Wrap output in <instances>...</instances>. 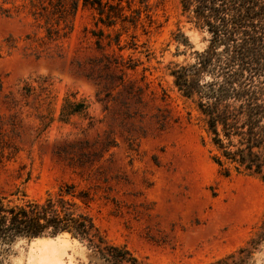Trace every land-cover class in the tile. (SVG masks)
I'll use <instances>...</instances> for the list:
<instances>
[{"label":"rangeland","instance_id":"374dc122","mask_svg":"<svg viewBox=\"0 0 264 264\" xmlns=\"http://www.w3.org/2000/svg\"><path fill=\"white\" fill-rule=\"evenodd\" d=\"M102 2L112 19L83 0H0V195L86 190L104 238L144 264H207L244 247L245 264H264V180L223 174L169 75L208 35L180 0ZM103 56L123 67L106 70ZM5 264L100 261L63 234L18 240Z\"/></svg>","mask_w":264,"mask_h":264},{"label":"trees","instance_id":"16d2710c","mask_svg":"<svg viewBox=\"0 0 264 264\" xmlns=\"http://www.w3.org/2000/svg\"><path fill=\"white\" fill-rule=\"evenodd\" d=\"M107 4L83 0L84 7L112 19L115 7L108 6L106 13ZM180 4L183 14L208 35V44L194 53L193 63L171 68L173 85L194 104L213 148L212 160L223 174H254L264 180V0H180ZM77 7L76 1L73 14ZM118 10L115 17L126 21ZM114 24L109 20L106 27ZM92 35L100 44L103 32ZM119 39L118 35L115 45L122 51ZM103 58L106 70L123 67L109 56ZM74 107L78 110L66 115L81 111L83 105ZM92 203L90 193L77 192L73 184L36 200L22 196L13 202L0 195V264L6 263L18 240L63 234L86 243L100 264H144L126 247L104 238L87 211ZM250 254L244 247L207 264H245Z\"/></svg>","mask_w":264,"mask_h":264}]
</instances>
